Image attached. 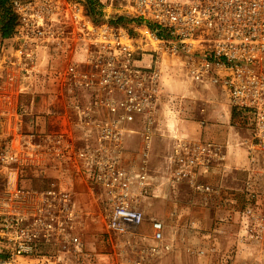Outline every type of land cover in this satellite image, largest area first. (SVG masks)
<instances>
[{"label":"built area","instance_id":"built-area-1","mask_svg":"<svg viewBox=\"0 0 264 264\" xmlns=\"http://www.w3.org/2000/svg\"><path fill=\"white\" fill-rule=\"evenodd\" d=\"M101 1L109 12L137 21L138 35L94 24L77 0H0V21L10 7L17 22L8 38L0 28V248L10 256L0 264L34 257L46 243L79 258L77 264L84 261L75 191L68 190L73 179L89 191L100 184L107 188L109 232L136 235L145 217L135 197L149 193L151 143L162 123L160 111L172 104L161 101L167 68L225 90L251 126L252 153L264 155V0ZM140 118L145 160L133 171L121 166V158L124 136ZM171 139L166 161L171 178L199 194H216L198 178L213 161L226 158L222 150L177 131ZM25 167L66 175L69 182L48 190L22 188ZM239 226V241L252 245L255 261L233 262L227 250L219 264H264V213L247 208ZM153 228L159 246L144 250L148 258L173 248L162 224L154 222ZM194 254L206 258L204 251ZM52 259L50 264L75 263Z\"/></svg>","mask_w":264,"mask_h":264},{"label":"rangeland","instance_id":"rangeland-1","mask_svg":"<svg viewBox=\"0 0 264 264\" xmlns=\"http://www.w3.org/2000/svg\"><path fill=\"white\" fill-rule=\"evenodd\" d=\"M77 1L84 5L81 0ZM98 1L103 12L100 25L121 26L130 37L138 35L134 30L137 21L109 12L105 3ZM84 9L86 11L85 5ZM163 86L161 101L172 104L165 112L160 111L162 123L157 125L151 143L147 159L149 193L135 197L136 206L145 217L136 235L116 237L109 232L107 217L111 205L107 188L100 184L95 191H89L82 182L73 179L74 187L68 189L75 191L79 212L77 231L87 247V256L81 264H133L141 259L146 264H219L227 250L233 253V262L241 258L255 261L252 245L239 241L241 213L247 208L264 213V155L254 154L250 149L252 129L248 120L230 105L225 90L193 82L181 69L167 68ZM141 120L129 126L133 132L124 136L121 166L133 171L145 160ZM166 120L169 131L165 129ZM175 131L186 139L211 143L225 154L223 161H213L210 169L200 173L198 178L199 183L211 185L216 194H199L191 184L171 178L166 161ZM24 169L19 174V186L25 189L48 190L53 184L69 182L66 175L34 171L31 167ZM1 173L0 192L4 191V174ZM133 189L137 191L136 184ZM154 222L162 224L165 242L173 248L169 253L160 252L148 258L144 250L159 246L153 239ZM38 250L34 257L20 258L17 264H50L52 257L56 261L66 257L67 262L74 264L79 261L75 256L63 254L62 247L51 244H41ZM199 251L206 253L205 259L194 254ZM9 259L0 248V262Z\"/></svg>","mask_w":264,"mask_h":264},{"label":"trees","instance_id":"trees-1","mask_svg":"<svg viewBox=\"0 0 264 264\" xmlns=\"http://www.w3.org/2000/svg\"><path fill=\"white\" fill-rule=\"evenodd\" d=\"M81 1L85 5L87 15L94 21V23L100 24V19L103 20V12L101 10L102 5L99 3V1L98 0H81ZM16 24H17L16 17L13 14V11L11 10L10 7H6L3 11V16L0 21V28L5 38H8L13 34Z\"/></svg>","mask_w":264,"mask_h":264},{"label":"crops","instance_id":"crops-1","mask_svg":"<svg viewBox=\"0 0 264 264\" xmlns=\"http://www.w3.org/2000/svg\"><path fill=\"white\" fill-rule=\"evenodd\" d=\"M62 109H64V108H62ZM46 110H47V109H44L43 112H47V113H48V111H46ZM68 111H71V108H70ZM64 117H65V116H64ZM52 119H53V118L50 117V119L48 120V123H47V126H48V127H50V124H51L50 122L52 121ZM44 120H45V119H44ZM190 138H191V137H190ZM74 181H75V180H74ZM77 182H78V180H77Z\"/></svg>","mask_w":264,"mask_h":264}]
</instances>
